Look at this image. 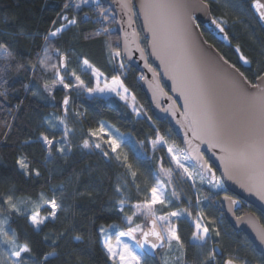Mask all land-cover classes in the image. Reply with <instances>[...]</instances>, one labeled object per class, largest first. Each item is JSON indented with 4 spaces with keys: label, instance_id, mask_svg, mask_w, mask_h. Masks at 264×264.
Instances as JSON below:
<instances>
[{
    "label": "trees",
    "instance_id": "1",
    "mask_svg": "<svg viewBox=\"0 0 264 264\" xmlns=\"http://www.w3.org/2000/svg\"><path fill=\"white\" fill-rule=\"evenodd\" d=\"M79 2L80 0H0V40L9 45L16 57L5 58L0 53V91L7 93V98L0 96V174L17 181L18 197L34 200L39 193L51 197L55 192L58 202L66 209L58 212L56 221H46L39 233L33 231L24 216L12 215L9 221L11 228L17 231L21 242L29 243L38 264L42 262L43 255L51 251H56L58 257H49L50 264H113L104 249L103 234L98 230L101 226L109 227L114 224L125 227V215L118 210L121 200L130 206L144 204L150 198L151 187L163 178L161 165L165 171L175 165L166 146L171 143H175L178 148L181 146L167 121L157 122L153 119L142 90L141 75L125 61V68L121 71L109 58L107 46L119 47L116 31L108 37L103 34L90 35L98 33L101 14L92 3H81L77 8L76 4ZM225 2L226 0H221L220 4L211 5V14L227 21L225 30L231 46L226 47L216 41L202 26L201 32L205 40L226 61L235 64L251 79L260 67H264V58L260 57L261 48L264 47V30L251 11L252 0H231V3L237 5L235 8H225ZM65 3L69 4L68 8H64ZM63 16L77 21L76 25L69 26L70 30L54 38L53 49L59 48L69 56L67 72L75 71L87 86L93 87L91 75L83 71L82 58H86L92 68L102 73L108 81L118 77L135 97L140 109L139 115L118 98L89 97L85 92L77 93L76 89L69 92L59 84L53 85L51 70L43 71L38 68L33 73L30 63L36 62V55L44 46L43 35L53 27V21L56 26L66 24L67 21L60 18ZM5 19L7 22H4ZM20 30L26 35L14 37L13 34ZM28 34L35 35V38H28ZM141 44L146 49L144 36H141ZM237 46L253 61L250 66L243 65L238 59L239 54L235 51ZM50 55L53 58L49 63H58L54 51ZM257 60H260L259 64L256 63ZM17 63H22L25 67L17 70ZM69 79V75H65V81L68 82ZM45 83L53 86L51 96L43 91ZM25 85L28 87L25 88ZM34 91L38 94L33 95ZM65 94L69 95L68 108L72 107V112L66 117L71 130L69 140L72 150L64 156L53 152L48 157L42 142L37 138L44 132L50 138L55 135L57 140L60 139L64 126L57 118L64 115L62 101ZM17 106L19 110H16ZM46 119L53 121V129L48 128ZM5 122L11 126L10 130L5 128ZM101 122L109 125L122 137L130 138L129 142L121 145L117 153L121 160L127 157L128 163L132 164L137 174L135 184L128 170L120 166V162L115 159L106 160L99 149L79 147L84 139H89L90 131H98ZM160 136L165 137L168 143H157L154 148L153 142ZM94 139L95 137L92 138ZM26 140H31L32 143H24ZM101 145L107 150L103 141ZM117 153L110 155L115 156ZM19 154L27 156L33 162V166L40 170L41 177L24 178L15 175V161ZM117 184L122 187L123 197L115 191ZM173 189L176 195L170 196V209L161 210L156 206L154 209L165 216L169 211L183 209L191 213V216L186 215L172 221L184 243L183 256L175 264H182V261L185 264H198L201 250L195 247L197 243L192 239L197 218L210 229L220 231V237H216L214 231L210 235L214 241H219L221 256L231 253L241 261L260 264L261 255L248 238L243 233H237L227 223L219 202L222 195L215 196L207 188H199L194 193L188 183L170 188ZM5 191V186L0 185V193ZM41 212L43 215L47 214L46 211ZM252 212L257 214L264 226V216L247 204H243L239 215ZM61 233L64 235L61 236ZM77 235L83 237V243L74 240ZM45 236L49 239L45 240ZM53 237L58 238V243L52 242ZM159 253L158 260L145 258L149 264H162Z\"/></svg>",
    "mask_w": 264,
    "mask_h": 264
},
{
    "label": "snow or ice",
    "instance_id": "2",
    "mask_svg": "<svg viewBox=\"0 0 264 264\" xmlns=\"http://www.w3.org/2000/svg\"><path fill=\"white\" fill-rule=\"evenodd\" d=\"M117 2L122 13L127 17L126 23L131 31H125L123 49L118 46H107L109 58L116 61L121 71L125 68L124 59L121 58L122 53L127 59H131L133 52L139 51L140 58L145 59V50L140 47L138 33L133 27L134 18L138 14L142 16L143 27L150 34L144 37L151 48L149 54L160 60L165 68V74L173 81V91L183 98V104L180 106L183 108L180 113L183 117L181 126L185 128L186 136L189 132L191 133L188 144L197 160V164L193 166L196 169V176L203 183L204 173H209L208 182L215 188L223 187L221 183L223 177L235 180L247 192L255 194L260 200L264 201V67H260L249 79L235 64H229L222 57H217L205 49L195 32L199 25L194 23V13L200 11L208 15L211 23L215 25L220 33H223L225 39H228V33L225 31L227 21L211 15V5L220 4L221 0H139L138 5L133 0H117ZM81 3H88V0H80L76 7L79 8ZM94 3L101 16L107 20L109 17L105 13L112 10L103 8L100 0H94ZM253 3L256 12L259 14V19L264 21V3L261 0H253ZM223 6L225 8L237 7V5L231 3V0H226ZM68 7L69 4L65 3L64 8ZM60 18L67 21V23L56 26L55 21H53V27L43 35L44 46L37 53L36 62L30 63L33 73L38 68L43 71L51 70L53 85L59 84L69 92L76 89L78 92L87 91L90 95L105 92L115 93L121 100L127 102L128 89L124 87L123 82L118 77H113L110 83L106 79L103 80L104 86L101 87L103 74L98 70H93L92 75L96 77V84L95 87H89L75 71L67 72L69 56L67 53L61 52L59 48L53 49L54 38H58L66 30H70L69 26L76 25L77 21L75 19L68 20L66 16ZM4 22H7V20L5 19ZM121 27H123V23H121ZM104 31L107 32L108 29L105 28ZM100 34L93 33L90 35ZM25 35L26 33L23 30L13 34L14 37ZM28 38L34 39L35 35L28 34ZM51 51H54L58 63H49L53 58L50 55ZM235 51L239 54L238 59L242 61L243 65L250 66L253 63L243 54L239 46L236 47ZM0 53L5 58L16 59L9 45L2 40H0ZM260 57L264 58V47L261 48ZM256 63L259 64L260 60H257ZM82 65L92 68L86 58H82ZM146 66L150 67L147 64ZM24 67L25 65L22 63L16 64L17 70ZM152 71L155 78V69H152ZM65 75L70 77L68 82L65 81ZM141 79L146 78L141 76ZM24 87L27 88L28 86L25 85ZM43 91L51 96L53 86L45 83ZM32 94L37 95L38 92L34 91ZM0 96L7 98L6 91H0ZM132 99L134 100L135 97H132ZM62 104L64 115L57 118L60 124L64 126L60 139L57 140L55 135L50 138L44 132H41L37 138L42 142L48 157H51L53 152L64 156L72 150L69 140L71 130L66 123L69 112V96L67 94H65ZM16 110H19V106ZM133 111H136L135 107H133ZM175 114L174 112L173 115ZM137 115H139L138 112ZM45 123L49 129L54 128L51 119H46ZM5 128L10 130L11 126L5 122ZM4 135L7 136V131ZM93 137H95L94 140H92ZM101 141L107 145V150L102 147ZM192 141H198L195 147H192ZM24 143L30 144L32 141L26 140ZM157 143L167 144L168 141L165 137L160 136L158 140L153 142L154 148ZM201 144L207 145L210 150H214L213 155L219 153L218 159L223 165L222 178H217L211 164L203 159L199 151ZM79 147L88 150L99 149L102 157L106 160L115 159L120 162V166L128 170V174L133 178V184H135L137 174L133 170L132 164L128 163L127 157L121 160L120 155L117 153L119 142L110 133L106 132L103 122L99 124L98 131L89 132V139H84ZM168 152L172 154V159L175 160L177 168L183 169L187 177L195 183L193 170L185 166L183 162L192 159V155L184 153L183 150L174 149L172 146L168 147ZM110 153L117 154L111 156ZM15 165V175L24 178H39L42 175L40 170L33 166V162L23 154L17 156ZM161 172L169 177L168 182L170 183L172 170L165 171L161 165ZM125 183L127 182L125 181ZM0 185H4L6 188L4 193H0V264H38L32 247L27 241L21 242L17 231L11 228L9 221L12 215L24 216L33 231L39 233L41 226L45 225L46 221H56L58 212L66 209L62 203L58 202L55 192L51 197L39 193L34 200L18 197L17 181L8 179L2 174H0ZM164 187V184L159 181L155 183L150 189V198L146 199L143 205L139 203L134 205L136 212L133 215L144 210L145 217L155 216L152 210L153 206L166 203ZM115 191L123 197L120 184L115 186ZM171 194L176 195L174 189ZM80 195H83V193H80ZM225 199L232 204H239V201L230 196H225ZM122 204L123 199L121 200ZM24 205H30V208L25 210ZM41 209H44L47 214L42 216ZM118 210L123 212L124 208L120 206ZM185 215L191 216V213L187 209L169 211L167 216H158L156 219L170 224L168 217L179 218ZM126 219L131 224L133 217L128 216ZM156 219H153L152 227L148 231H144L142 226L137 224L135 227L129 228L127 232H119L116 237V245L111 243V236L108 234L107 229L103 226L100 227L98 231L104 235L103 246L113 264H115L117 257H119L121 264H149L144 255L137 254L127 244L120 243V237L131 235L137 231L143 237L142 243L145 246V252L149 249H172L174 247L173 242H175L177 250L184 249V243L177 228L167 226L164 230L158 231ZM238 219L240 218L238 217ZM112 227L117 226L113 225ZM212 231L215 232L216 237L221 236L218 229H210L209 226L202 225L200 219L197 218L192 239L199 242L195 247L201 250L198 264H249L247 260L241 261L231 253L227 256H221L218 246L219 241H214L210 235ZM60 235L63 236L64 234L61 233ZM256 236L260 244L264 245V226L256 230ZM44 239L48 240L49 237L45 236ZM51 239L54 244L58 243V238L53 237ZM74 240L83 243L82 236L77 235ZM209 244L213 246L208 247ZM205 248H207V251H204ZM182 256L183 251H181ZM49 257H58V253L51 251L44 254L40 264H45V262L50 264ZM165 264H167V260H165ZM182 264H185V262L182 261ZM260 264H264V250L261 252Z\"/></svg>",
    "mask_w": 264,
    "mask_h": 264
},
{
    "label": "water",
    "instance_id": "3",
    "mask_svg": "<svg viewBox=\"0 0 264 264\" xmlns=\"http://www.w3.org/2000/svg\"><path fill=\"white\" fill-rule=\"evenodd\" d=\"M101 4L106 9H111V13L114 15L116 22V33L119 37V47L123 49L124 40H125V31H131L128 29L126 20L127 17L124 16L121 9L118 6L117 0H100ZM137 5L139 4V0H133ZM264 3V0H261ZM251 11L255 16L257 22L264 30V21L259 19V14L255 10L254 3L252 1L250 5ZM195 15V24L199 25V28L195 29V32L198 34V39L202 43V46L211 52L213 55L217 57H222L223 60L225 58L221 55V53L210 43H208L201 30L200 26L208 31V33L219 43L225 45L226 47H230L231 43L228 39L224 38L223 33H220L219 30L211 23V20L208 15L203 12L197 11L194 13ZM212 15V14H211ZM123 18V19H122ZM121 23H123V27H121ZM134 29L138 33V42L140 47L143 48L141 44V36H149L146 29L143 27V17L138 14L137 17L134 18ZM226 31V30H225ZM131 39V37H129ZM144 49V48H143ZM145 50V59L140 58V52L134 51L131 59H127V57L122 53V57L125 63L131 68L135 69L141 76L146 79H141V85L143 93L147 99L148 104L150 105V111L153 119L157 122L167 121L170 124V127L174 133V135L179 139L180 145L185 153L192 155L191 162L196 165L197 160L195 158V154L191 152L188 141L191 138V133L185 135V128L181 126V122L183 121V117L180 113L183 111V108L180 107L183 104V98L179 97L177 92L173 91V81L169 79L168 75L165 74V68L161 64L160 60L155 56L150 55L151 52L150 45L147 43V47ZM229 63V62H228ZM150 65V67H147ZM230 64V63H229ZM227 67V65H225ZM152 69H155V78ZM63 108V106H62ZM176 113L173 115V113ZM198 141H192V147ZM199 151L204 160H207L209 164H211L213 171L217 178L223 177V165L218 159L219 153L213 155L214 150H210L207 145H200ZM209 173H204V178L208 181ZM223 183L226 194L220 197V205L224 211V217L227 223L237 232L243 233L248 240L252 243L257 253L261 255L262 250H264V245H261L257 236L256 230L261 228L263 225L257 216L256 213H247L243 215H238V213L243 209V204H247L258 212H260L264 216V201L260 200L253 193L247 192L244 188H242L235 180H229L226 177L221 179ZM225 196H230L234 200L239 201V204H232L229 200L225 199ZM238 217L240 219H238ZM152 221L148 222V227L145 231H148L152 227ZM156 227L158 231H161L157 222ZM143 237L141 235L139 239V247L143 251L146 257L158 260V253L163 251L165 248H158L155 250H147L145 252V246L142 243Z\"/></svg>",
    "mask_w": 264,
    "mask_h": 264
},
{
    "label": "rangeland",
    "instance_id": "4",
    "mask_svg": "<svg viewBox=\"0 0 264 264\" xmlns=\"http://www.w3.org/2000/svg\"><path fill=\"white\" fill-rule=\"evenodd\" d=\"M92 2L90 0H88V3H92ZM114 23H116V22H114ZM112 62H113L114 65L116 64L115 60H112ZM93 70H95V69L94 68H87V67L83 66V71L87 72V73H89L91 75V77L93 79V83H94L93 87H95L96 77L92 75ZM105 79L106 78L104 76H102V78H101L102 82H101V85H100L101 87L104 86L103 85V80H105ZM108 82L110 83L111 80L108 81ZM76 92L77 93L85 92L89 97H103V98H107V99L113 97V98L120 99V97L117 96L115 93L105 92V93H95V94L90 95L87 91H79L78 92V90H77ZM127 96H128L127 102L125 100H121V99L120 100L125 102V103H127L129 105V107L132 109V111H133V107H135L136 111H134V112H136V113L138 112L140 114V109H139L138 105L136 104V100L132 99L133 95L128 91ZM71 108L72 107L69 106V112L68 113L72 112ZM104 125H105L106 132L110 133V135L112 137H114L119 142V147L117 148V151H118V149L121 147V145L123 143H127V142L130 141L129 137H122L121 135L116 133V131H114L109 125H106V124H104ZM171 145H172V143L170 145H167V146L169 147ZM172 147L174 149H178V147H176V146H172ZM183 162L185 163V166H187V167H189L190 169L193 170L195 183H193L192 179H189L187 177V174L183 172V169L177 168V166L175 164V165H173V168L171 169L172 170V177H171V183L170 184L168 182L169 177L167 175H163L162 174L164 179L163 178L162 179L158 178L159 182L163 183L164 186H165L164 187V191H165V197L164 198L166 200V203L165 204H156V205L153 206L152 210L154 211L155 216L145 217V215L143 214L144 210H142L141 212H137L136 215H133V213L136 212V209L134 208V205H136V204L130 206L127 203H123L122 205H120V206H122L124 208V211L122 213L125 215V219H124L125 220V227L121 228L119 225H116V224H114V225L117 226L115 228L112 227L113 225H111L109 227H104L105 229H107L108 234L111 236V243L113 245H116V242H117L116 241V237H117L119 232H121V231L127 232L129 228H133L137 224L141 225L143 230L145 231V229L148 227V222L150 220L156 219V217H158V216H165L159 210L154 209V207L156 206L157 208H159L161 210L170 209V205H171V197L170 196L172 195L171 193L173 191V190H170V188H172L173 186L177 187V186H182L184 184L186 185L188 183L192 187L194 193L198 192L199 188H202V189H206L207 188V189H209V191H211V194H213L215 196L216 195L221 196V195H223L225 193L226 189H225L224 185H223L222 188H215L205 178H204V181L202 183L200 181L199 177L196 176V169L193 167L194 164L191 162V160L187 159V160H184ZM141 205H143V204H141ZM23 207L25 208V210H27V209L30 208V205H24ZM41 211H45V210L41 209ZM177 211H179V210H177ZM41 215L43 216L42 212H41ZM128 216H132L133 217L131 224H129L127 219H126V217H128ZM183 217H186V215L182 216V217H179V218H183ZM175 219H178V218L177 217H168V221L170 222V224H166L165 221L158 220V219H156V222H157L160 230L162 231L167 226H173L174 227L172 221L175 220ZM200 223L202 224L201 221H200ZM140 237H141V233L139 231H137V232L132 233L131 235H126V236L120 237V243L121 244H127L129 246V248L133 252H135L137 254H140V255H144L143 251L141 250V248L138 245V241H139ZM103 240H104V235H103ZM194 242L199 243L198 241H194ZM173 245H174V247L172 249L165 248L163 251H160L159 259L161 260L162 264H165V260H167V264H175V262H177L178 257H181V251L182 250H177V248L175 247V242H173ZM105 251L107 252L106 249H105ZM115 262L117 264H121V262L119 260V257L116 258Z\"/></svg>",
    "mask_w": 264,
    "mask_h": 264
},
{
    "label": "built area",
    "instance_id": "5",
    "mask_svg": "<svg viewBox=\"0 0 264 264\" xmlns=\"http://www.w3.org/2000/svg\"><path fill=\"white\" fill-rule=\"evenodd\" d=\"M92 2V5L94 7H96V4L94 3V0H90ZM101 4V3H100ZM97 8V7H96ZM100 13V11H98ZM101 14V13H100ZM105 15H107L109 18L107 20H105L101 15H100V28H98L97 32L103 34L104 36L108 37L112 34V32L115 31V18L114 15L111 12H106ZM113 25V26H112ZM107 28L108 31H104V29ZM171 146H176V144H172ZM177 147V146H176ZM166 148L168 149V146H166ZM179 150H182L181 148H178ZM184 152V151H183ZM185 153V152H184ZM170 154V153H169ZM171 158H172V154H170ZM173 160V159H172ZM173 162L176 164L175 160H173Z\"/></svg>",
    "mask_w": 264,
    "mask_h": 264
},
{
    "label": "flooded vegetation",
    "instance_id": "6",
    "mask_svg": "<svg viewBox=\"0 0 264 264\" xmlns=\"http://www.w3.org/2000/svg\"><path fill=\"white\" fill-rule=\"evenodd\" d=\"M252 1H253V0H252ZM224 194H226V193H224ZM224 194H223V195H224ZM238 215H239V213H238Z\"/></svg>",
    "mask_w": 264,
    "mask_h": 264
}]
</instances>
